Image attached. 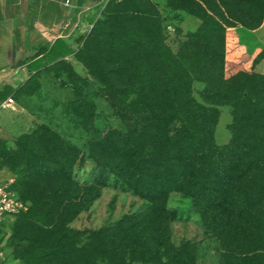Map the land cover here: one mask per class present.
Returning a JSON list of instances; mask_svg holds the SVG:
<instances>
[{
  "label": "trees",
  "instance_id": "1",
  "mask_svg": "<svg viewBox=\"0 0 264 264\" xmlns=\"http://www.w3.org/2000/svg\"><path fill=\"white\" fill-rule=\"evenodd\" d=\"M257 10L252 8L248 13L253 15ZM197 13L204 19L202 33L216 37L222 25L208 17L203 7ZM261 15L255 17L259 21L251 27H260L264 12ZM108 18L103 16L98 25L107 23ZM237 19L244 25V20ZM135 39L138 45L151 49L156 61L152 68L135 63L133 77L141 79L137 104L143 111L141 139L130 141L126 148L115 143L113 150H126L129 162L122 157L124 162L111 164V168L120 167L134 192L156 207L140 217L128 216L116 227L91 232L72 228L71 221L100 196L101 188H82L73 180L76 148L55 131L48 129L51 155L35 153L30 137L23 136L17 142L28 155L20 176L27 195L18 194L28 208L13 224L14 237L24 242L20 258L26 264H97L100 256L112 261L129 235L140 242L143 225L155 215L166 233L177 212L168 210L162 199L179 191L193 199L205 227L219 239L222 264H264V74L240 71L226 79L223 53L212 58L177 54L162 32L153 38ZM63 46L62 42V59L77 54L76 49ZM36 78L32 75L29 82ZM196 81L206 83V104L192 95ZM10 90L0 92L1 101L8 98ZM224 104L234 107L236 128L228 143L219 144L214 124L206 126L204 117L219 114L218 106ZM247 110L251 111V120ZM158 145H162L160 152ZM0 152L9 153L3 144ZM98 184L105 186L103 178ZM119 227L123 234L118 241ZM84 238L89 241L79 246ZM169 249L167 244L163 252L159 249L149 255V249L144 248L133 254L147 263L157 259V264H194L182 247H171L173 252ZM162 256L168 258L163 260Z\"/></svg>",
  "mask_w": 264,
  "mask_h": 264
},
{
  "label": "rangeland",
  "instance_id": "2",
  "mask_svg": "<svg viewBox=\"0 0 264 264\" xmlns=\"http://www.w3.org/2000/svg\"><path fill=\"white\" fill-rule=\"evenodd\" d=\"M200 7L222 25L216 37L200 30L204 22L197 13ZM252 8H258L253 15L248 13ZM263 9L264 0H100L86 15V25L76 37L77 54L62 59L23 88L10 90L8 97L14 98V107L0 103V145L9 152H0V182L14 178L13 188L22 196L27 195L20 176L28 155L17 140L29 136L35 153L51 155L50 129L76 148L73 180L82 188H101L100 196L71 221L72 228L91 232L116 227L128 216L140 217L155 208L153 202L137 195L128 185V176L120 167L111 168V164L123 163L122 157L129 162L126 150H113L115 143L126 148L130 141L137 143L141 139L143 111L137 105L141 79L133 77L135 63L152 68L156 61L151 49L138 45L135 37L153 38L162 32L177 54L212 58L223 53L226 79L240 71L264 74V38L254 33L264 20L260 27H251L258 23L256 18L262 16ZM103 16L109 18L100 26L97 22ZM235 16L244 20V25H239ZM205 87L206 83L196 81L192 92L204 104L208 100L203 95ZM218 110L219 114L204 118L206 126L214 124L217 143L226 144L234 136L235 109L224 104ZM246 115L251 120L250 110ZM157 148L159 152L163 150L162 145ZM160 164L161 161L158 167ZM101 178L105 186L98 184ZM162 204L177 212L166 233L160 217L155 215L143 225L144 235L139 243L129 235L112 261L100 256L97 264H157V259L148 263L135 259L133 251L136 247L135 252L148 248L150 255L159 249L163 252L167 244L168 252L182 247L194 264H222L220 241L205 227L201 213L193 207V199L172 191ZM16 219L9 218L0 228V264H26L20 258L24 242L13 235ZM116 232L119 241L123 230L119 227ZM88 241L84 238L79 246Z\"/></svg>",
  "mask_w": 264,
  "mask_h": 264
},
{
  "label": "crops",
  "instance_id": "3",
  "mask_svg": "<svg viewBox=\"0 0 264 264\" xmlns=\"http://www.w3.org/2000/svg\"><path fill=\"white\" fill-rule=\"evenodd\" d=\"M99 1L0 0V92L21 88L61 61L62 42L75 49L86 15ZM254 33L264 38V24Z\"/></svg>",
  "mask_w": 264,
  "mask_h": 264
},
{
  "label": "built area",
  "instance_id": "4",
  "mask_svg": "<svg viewBox=\"0 0 264 264\" xmlns=\"http://www.w3.org/2000/svg\"><path fill=\"white\" fill-rule=\"evenodd\" d=\"M102 2H109V0H102ZM15 100L13 97H8L2 102L3 107H14ZM14 178L7 182H0V228L4 223H7L9 218L17 217L21 212L26 211L28 206L24 200L19 196L18 192L13 188ZM2 259V252H0V263Z\"/></svg>",
  "mask_w": 264,
  "mask_h": 264
}]
</instances>
